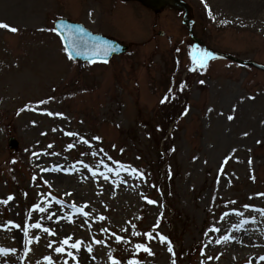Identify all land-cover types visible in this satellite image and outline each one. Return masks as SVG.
<instances>
[{
  "label": "rangeland",
  "instance_id": "rangeland-1",
  "mask_svg": "<svg viewBox=\"0 0 264 264\" xmlns=\"http://www.w3.org/2000/svg\"><path fill=\"white\" fill-rule=\"evenodd\" d=\"M183 1L203 67L176 7L0 0V264H264V71L222 56L264 65V0ZM64 18L126 51L71 60Z\"/></svg>",
  "mask_w": 264,
  "mask_h": 264
},
{
  "label": "water",
  "instance_id": "water-1",
  "mask_svg": "<svg viewBox=\"0 0 264 264\" xmlns=\"http://www.w3.org/2000/svg\"><path fill=\"white\" fill-rule=\"evenodd\" d=\"M129 1V0H125ZM140 2L154 12L160 11L165 6H172L184 10L183 23L188 22V9L181 0H134ZM55 28L62 37L63 43L70 57L74 60L94 61L107 60L112 53L125 50V47H117L115 43L99 34H93L82 24L72 23L68 20H57ZM190 29V26H188ZM252 65L264 70V66L251 63ZM17 141L10 137L8 147L17 149Z\"/></svg>",
  "mask_w": 264,
  "mask_h": 264
},
{
  "label": "snow or ice",
  "instance_id": "snow-or-ice-1",
  "mask_svg": "<svg viewBox=\"0 0 264 264\" xmlns=\"http://www.w3.org/2000/svg\"><path fill=\"white\" fill-rule=\"evenodd\" d=\"M0 28H6V29H9L10 31H13V32L17 31L16 28L11 27L10 25H8V24H6V23H3V22H0ZM53 31H55V29H53ZM208 55H210V54L207 53V52H204V53L200 54V57H201V59H200V66H201V67L204 66V61H205V59L207 58ZM194 60H195V57H194ZM41 103H43V101H41ZM48 114H49V115H58V114H54V113H48ZM231 118H232V117H229V119H231ZM70 135H71V134H70ZM85 142H86V141H85ZM117 163H119V162H117ZM94 174H95V173H94ZM11 199H12V196L10 195V196L7 198V200L0 201V202L7 203V201H8V200H11ZM149 203H154V201H149ZM32 207H33V209H35V210L43 211V209H41V208L39 207V205H33ZM245 207H248V206L246 205ZM77 211L81 212L83 215H87V213H83V212H82V209H77ZM100 218L103 219V217H100ZM8 223H9V224H13V222H11V221H9ZM13 226H14V227H19V225H15V224H13ZM31 226L36 227V228H40V227H41V225L38 224V223L35 224V225H31ZM43 230L46 231V232L49 231V229H47V228H45V229H43ZM217 230H218V229H217ZM25 234L27 235V232H25ZM145 235H149V236H150V233H146ZM117 239H122V238H121V237H117ZM160 239H161V241L163 242V241H165L167 238L161 236ZM70 240H71V238H70V237H67V238H65V239L62 241V243L65 244V245H68L69 247H72V248H78V247H79V245H80V243H81L79 240H77L75 243H70ZM136 248H137V249H139V248H144L145 251H149V249H147L144 245H141V244H137V245H136ZM90 250H91V249L89 248V251H90ZM9 251H15V249L0 248V253H7V252H9ZM56 251H57V252H62V251H64V248H57ZM169 251H171V247H170V246H169ZM68 254H69V255H72L71 252H69ZM262 259H264V257H262ZM44 260L47 261L48 264H52V261H51V258H50V257L45 256V257H44ZM114 264H116L115 261H114ZM129 264H136V262H135V261H130Z\"/></svg>",
  "mask_w": 264,
  "mask_h": 264
},
{
  "label": "bare ground",
  "instance_id": "bare-ground-1",
  "mask_svg": "<svg viewBox=\"0 0 264 264\" xmlns=\"http://www.w3.org/2000/svg\"><path fill=\"white\" fill-rule=\"evenodd\" d=\"M80 257L83 259L84 264H93L86 255L80 254Z\"/></svg>",
  "mask_w": 264,
  "mask_h": 264
},
{
  "label": "trees",
  "instance_id": "trees-1",
  "mask_svg": "<svg viewBox=\"0 0 264 264\" xmlns=\"http://www.w3.org/2000/svg\"><path fill=\"white\" fill-rule=\"evenodd\" d=\"M172 117V116H171Z\"/></svg>",
  "mask_w": 264,
  "mask_h": 264
}]
</instances>
